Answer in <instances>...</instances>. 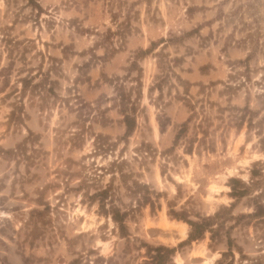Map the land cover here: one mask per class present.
<instances>
[{"label":"rangeland","instance_id":"1","mask_svg":"<svg viewBox=\"0 0 264 264\" xmlns=\"http://www.w3.org/2000/svg\"><path fill=\"white\" fill-rule=\"evenodd\" d=\"M202 132L214 151L186 153ZM108 185L129 239L92 198ZM263 187L264 0H0V264H141V241L173 264H264V221H228L231 253L224 231L178 247L190 227L168 214L240 217Z\"/></svg>","mask_w":264,"mask_h":264},{"label":"trees","instance_id":"2","mask_svg":"<svg viewBox=\"0 0 264 264\" xmlns=\"http://www.w3.org/2000/svg\"><path fill=\"white\" fill-rule=\"evenodd\" d=\"M32 79L33 77L21 78L20 82L23 85V90H25ZM191 118L192 116H190V118L182 124L180 130L175 136V143H178L188 131V125ZM124 122L126 123L128 134L132 130L131 118L129 114H124ZM202 133V137L199 138L195 135L186 141L189 144L188 146H185L186 153L192 154L195 147L199 150L204 149L207 151H214V144L207 143V132ZM259 173H261L260 170H252L251 179L248 183H245L237 178H230L228 182L230 192L228 195L235 199V201L248 196L251 190L258 188L261 185V182L256 178ZM130 192L136 198L138 207L149 205L153 211L155 208V202L151 198V190L148 184L134 181ZM92 198L98 203L100 213L105 217H110L115 223L117 229L119 230V235L122 238L129 239L128 226L126 224V218L128 217L129 212L122 210L114 203L111 185H108L104 189L96 192ZM252 199L254 202V211L249 214H242L240 217H235L232 214L235 203L230 204V206H222L213 215L201 216L196 214L194 216L195 219H191L190 216H188L189 213H193L192 210H188L185 207L177 210L176 208L171 207L168 212L170 217L172 219H176L177 221H183L190 227L187 240L180 243L178 247L194 241L202 240L205 238L207 233L210 234L212 241H216L219 239V235L224 233L227 235L228 250L232 253V239L229 234L233 227L227 226L226 223L231 220L237 221L245 218L255 219L256 222L264 221V187L261 188L260 191L252 197ZM141 245L146 247V252L143 255L144 260L141 264H173V256L176 254L178 248H170L164 245L151 246L141 241L140 246L138 247L139 249H141ZM225 254L227 253L224 252L223 256H225ZM77 262H79V259L73 261L71 264H76Z\"/></svg>","mask_w":264,"mask_h":264},{"label":"bare ground","instance_id":"3","mask_svg":"<svg viewBox=\"0 0 264 264\" xmlns=\"http://www.w3.org/2000/svg\"><path fill=\"white\" fill-rule=\"evenodd\" d=\"M184 226H186L185 224H183Z\"/></svg>","mask_w":264,"mask_h":264}]
</instances>
